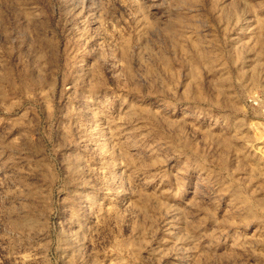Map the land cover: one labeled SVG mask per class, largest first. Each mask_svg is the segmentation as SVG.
<instances>
[{
	"label": "rangeland",
	"instance_id": "374dc122",
	"mask_svg": "<svg viewBox=\"0 0 264 264\" xmlns=\"http://www.w3.org/2000/svg\"><path fill=\"white\" fill-rule=\"evenodd\" d=\"M0 264H264V0H0Z\"/></svg>",
	"mask_w": 264,
	"mask_h": 264
},
{
	"label": "bare ground",
	"instance_id": "6f19581e",
	"mask_svg": "<svg viewBox=\"0 0 264 264\" xmlns=\"http://www.w3.org/2000/svg\"><path fill=\"white\" fill-rule=\"evenodd\" d=\"M170 213V212H169ZM166 215V214H165ZM178 215V214H177ZM173 216V215H172ZM170 218V217H169ZM168 219V218H167ZM169 220V219H168ZM167 221V220H166ZM172 223V222H171ZM167 224V223H166ZM169 224V223H168ZM173 224V223H172ZM174 226V225H173ZM176 226V225H175ZM170 227V226H169ZM174 228V227H173ZM174 230H175V228H174Z\"/></svg>",
	"mask_w": 264,
	"mask_h": 264
}]
</instances>
